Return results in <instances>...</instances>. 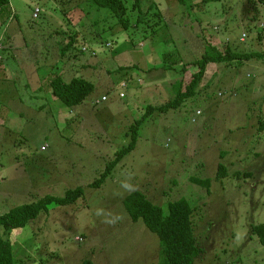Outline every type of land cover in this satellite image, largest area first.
Masks as SVG:
<instances>
[{
	"label": "rangeland",
	"instance_id": "rangeland-1",
	"mask_svg": "<svg viewBox=\"0 0 264 264\" xmlns=\"http://www.w3.org/2000/svg\"><path fill=\"white\" fill-rule=\"evenodd\" d=\"M134 1H127L126 31L116 18L103 20L87 0H11L10 11L0 15V46L10 49L0 70V214L84 191L76 203L51 205L25 228H0V236L20 264H159V238L133 222L123 203L142 192L165 214L180 199L195 208L202 250L195 264H264V246L251 232L264 223V59L212 65L195 97L178 110L151 114L139 127L136 148L100 188L89 187L130 144L147 108L174 99L177 82L190 83L198 69L190 66L184 75L181 69L202 57L204 40L222 51L229 42L235 51L264 54L259 0H209L190 12L177 0H142L143 11L156 4L163 15L165 28L156 33L135 25ZM36 6L43 13L33 19ZM76 32V49L62 56ZM170 53L177 66L165 70L163 55ZM81 62L88 63L84 70ZM84 75L95 86L84 104L69 109L52 98L53 78ZM37 79L46 99L26 87ZM121 91L127 97L120 100ZM220 165L228 176L218 179ZM193 178L209 179L210 193Z\"/></svg>",
	"mask_w": 264,
	"mask_h": 264
},
{
	"label": "trees",
	"instance_id": "trees-1",
	"mask_svg": "<svg viewBox=\"0 0 264 264\" xmlns=\"http://www.w3.org/2000/svg\"><path fill=\"white\" fill-rule=\"evenodd\" d=\"M87 1L96 12L100 13L103 20L116 18L117 23L125 31L130 26L131 19L128 16V0ZM207 1L209 0H203L200 3L188 5L186 0H177L179 6L183 5L187 7V12L195 9L201 10ZM10 3L11 0H0V15H2L5 11H10ZM259 3H264V0H259ZM134 6H136V8L139 6V8H137L138 17L135 23L138 28L139 26H142L144 32L149 30L155 33L165 28L164 25L166 24L159 8L157 7L158 11H154L156 4H151L145 11H143L142 0H135ZM36 8L39 7H35L34 11ZM42 13L43 12L40 13L38 18L41 17ZM254 20L255 17L251 19V21ZM4 25L5 23L2 24V26ZM105 31L106 29H104V32ZM79 37L80 35L77 32L72 35H68L67 42L61 52L62 56H66L70 53V51L76 49ZM204 42L206 44V51L202 57L199 60L184 65L181 69V73H183V75L190 66L198 69L197 72L192 75L190 83L185 85L183 80L181 82H177L174 87L176 89V97L174 99L160 107L149 106L147 108L146 114L142 117V119L136 122L137 124L131 134L132 139L130 144L116 154L115 158L107 164L99 179L90 184L89 187L100 188L112 175L113 170L136 148L139 127L151 116V114L156 111L168 112L171 110H178L184 103L187 102V100L195 97L201 82L212 65L224 64L231 67H237L252 59H264V54L239 52L237 49V51H235V47L232 48L229 42L225 44V49L223 51L218 46H214L205 40ZM170 56L171 53L163 55L165 70H174L177 66L176 63H169L168 59ZM0 65H2V62H0ZM50 88L52 89L53 95L58 100H60L69 109H73L85 102V100L93 93L95 86L92 82L82 78H73L67 82L61 76H57L51 80ZM121 90L123 89L121 88ZM261 129H264L263 122ZM227 176L226 166L220 165L217 172V178L220 179ZM235 176L239 177L240 175L239 173H236ZM192 181L198 185L206 187L208 189V193H210L209 188L211 181L209 179L202 181L193 178ZM83 195V189L78 187L75 190L68 191L63 198L47 196L31 204L15 207L8 213L0 214V228H3L5 231L25 228L31 221L36 220L42 213L46 214L49 212V206L72 205L82 198ZM123 203L133 222L136 223L142 221L146 228L159 238V264H195L196 260L201 255L202 250L197 244L194 235L192 219L193 214L195 213V208L192 207L186 199H180L170 203L168 205V214H165L161 207L151 202V200H149L142 192H133L129 194L124 199ZM251 232L253 235L257 236L260 244L264 246V223L253 226ZM0 264H20L15 258V252L11 242L9 240H5L1 236ZM81 264L94 263L91 260H85Z\"/></svg>",
	"mask_w": 264,
	"mask_h": 264
},
{
	"label": "crops",
	"instance_id": "crops-1",
	"mask_svg": "<svg viewBox=\"0 0 264 264\" xmlns=\"http://www.w3.org/2000/svg\"><path fill=\"white\" fill-rule=\"evenodd\" d=\"M12 5H11V3H10V7H11ZM36 7H38V6H36ZM3 36L2 35H0V40H1V38H2ZM9 38V37H8ZM2 43H0V45H1ZM1 47V50H0V58H1V60H0V62H2V65H0V70H2L3 68H4V66H5V61H6V53H7V51L8 50H10V49H7V48H5L4 49V47H2V46H0ZM19 54V53H18ZM18 54H17V56H18ZM19 58V57H18ZM30 61H32V60H30ZM19 63L22 65V63H23V60L20 58L19 59ZM31 63V62H30ZM24 64H25V62H24ZM34 64V63H33ZM33 64H31V65H33ZM88 63H86V62H81V70H84L85 69V67H84V65L86 66ZM121 68V67H120ZM118 69L119 71L122 69ZM117 70V71H118ZM34 73H35V75H37L38 76V72H35V71H33ZM38 78H39V76H38ZM82 79H85L86 80V78H85V75L84 76H82L81 77ZM73 79V78H72ZM36 80V79H35ZM38 80V79H37ZM17 82V81H16ZM50 85V84H49ZM111 85V84H110ZM31 86V88H33L32 89V96L34 97V98H41V97H45V99H46V96H45V92H44V89H43V83L40 81V80H38V81H34V82H32L31 80L28 82V85H26V87H30ZM50 87V86H49ZM113 87V86H112ZM51 92H52V89H51ZM122 92V91H121ZM120 92V93H121ZM51 96H52V98L54 99V95H53V93L51 94ZM104 97H106V96H102V98H101V100L104 98ZM126 97H127V93H126ZM125 97V98H126ZM57 98L55 97V99L54 100H56ZM118 99H120L121 100V98L119 97V95H118ZM108 97H107V100L106 101H103L102 100V102H108ZM96 103H99V100H97V102ZM84 104V103H83ZM82 105V104H81ZM40 108H43V107H40ZM42 147H45V146H42ZM42 147H41V151L42 152H45L47 149H48V147L43 151L42 150Z\"/></svg>",
	"mask_w": 264,
	"mask_h": 264
},
{
	"label": "built area",
	"instance_id": "built-area-1",
	"mask_svg": "<svg viewBox=\"0 0 264 264\" xmlns=\"http://www.w3.org/2000/svg\"><path fill=\"white\" fill-rule=\"evenodd\" d=\"M41 12H42V11H41L40 8H36L35 11H34V13H33V18H34V19H37V18L39 17V15H40ZM245 37H246V35L243 34V37H242L241 40L243 41ZM108 46H109V44H108ZM0 50H1V47H0ZM83 51L86 52L87 49H83ZM0 59H1V58H0ZM138 82H139V81H138ZM140 83H141V81H140ZM126 86H127L126 83H122V84H121V88H122V89H125ZM119 97H120L121 99L125 98V94H124V92H121V93L119 94ZM102 100H103V101H106L107 98L104 97ZM199 114H200V113L198 112L197 115H199ZM45 149H46V147H42V150H43V151H44Z\"/></svg>",
	"mask_w": 264,
	"mask_h": 264
},
{
	"label": "clouds",
	"instance_id": "clouds-1",
	"mask_svg": "<svg viewBox=\"0 0 264 264\" xmlns=\"http://www.w3.org/2000/svg\"><path fill=\"white\" fill-rule=\"evenodd\" d=\"M242 41V40H241Z\"/></svg>",
	"mask_w": 264,
	"mask_h": 264
}]
</instances>
